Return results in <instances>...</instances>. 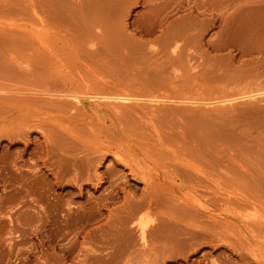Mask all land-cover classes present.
Listing matches in <instances>:
<instances>
[{
	"label": "rangeland",
	"instance_id": "374dc122",
	"mask_svg": "<svg viewBox=\"0 0 264 264\" xmlns=\"http://www.w3.org/2000/svg\"><path fill=\"white\" fill-rule=\"evenodd\" d=\"M4 1L0 0V3L3 4ZM8 1L4 2L8 4V10L12 9L14 4L15 7L19 5L22 7L21 3L26 8L21 9V13L16 10L18 14L13 18L9 15L10 13L4 12L7 7L4 5L2 7L0 4V10L3 9L1 13L6 14V18L2 16L6 20L0 17V207H3V212L0 211V264H125L126 262V264H264V242L262 245H256L261 237L264 240V99L260 97L262 100L258 98L248 102L241 99L242 101L235 104H221L227 97L236 99V97L240 98V94L251 90L264 91L263 61L257 64L258 68L253 75L249 74L250 71L243 70L246 73L238 71L240 73L238 74L233 70L241 64L239 62L237 64L233 59V56L241 59V54L235 47L255 42V39L261 44L260 39H264V36L258 39L259 35H264V25L261 26L263 21L258 23L264 16V7H262L263 10L260 9L264 6V0H217L221 1L219 3L216 0H213L216 2L212 0H113V2L105 0L104 3L102 0H33L36 6L38 4L40 7H47L43 5L45 3H50L49 8L52 4H57L60 9L67 6L68 9L66 8L65 11L62 8V12L57 10L59 7L53 5L54 9L57 8L56 12L61 11V16H67L65 21L68 19L65 23V16H62L64 18H59L57 23L54 20V24L59 26L58 22L63 20L65 24H61L59 28L61 30L62 27L65 29L64 26L69 28L60 31V29L56 30L57 27L52 24L54 28L47 27L49 32L47 28H45L46 32L43 28L51 24L50 18L55 11L50 9L52 13H49L51 16L48 19L46 12L48 13L49 10L47 11L44 7L42 8L46 11L39 9L40 7L35 9V3L32 0H15L16 2L13 0L12 8H9L11 0ZM18 1L20 4L16 5ZM106 2L113 5L112 11L109 10L110 8L106 9L110 7L106 5ZM76 5L79 14L74 9ZM82 5L87 6L89 11H85V6L82 7ZM98 7L102 8V12H97L101 11ZM91 8L98 9L97 11L95 9V13L98 14L92 12ZM15 9L11 11L14 12ZM25 9L27 10L24 11ZM249 10H252L251 14ZM37 12L39 16L44 17V20L48 19L49 23L44 22L41 17L39 20ZM81 12L85 14L92 12V14L85 15L86 18L81 16L83 21L71 20L76 14L79 18V15H82ZM105 12L108 13L105 15ZM252 12L258 17L263 16L258 19ZM56 15L53 17L57 20ZM96 15L101 17V21L92 26L87 24L92 20L86 21L88 16L92 18ZM101 15H105V18ZM98 16L95 18L97 19ZM242 16H245L246 20L242 19ZM247 16L251 19L257 18L258 25L255 20L252 19V22ZM95 18H93L94 21H98ZM19 19H24L22 20L24 25L18 24L21 22ZM239 19H242L241 23ZM15 21L16 23H13ZM230 21L232 26L229 24ZM247 21H249L248 25L245 24ZM11 22L13 24L8 27L7 24ZM252 23H255L257 30L260 26L259 31L263 30L259 35V31H255V38H253L255 27ZM211 24L212 26H209ZM249 24L253 27L252 29L247 27ZM20 26L23 29L18 28ZM227 26H231L228 32ZM224 27L225 30H223ZM247 29L253 32L251 37H247L250 35ZM239 32L248 34L245 36ZM227 33L232 38L236 36L235 34H239L232 40L235 44H233L234 48H229L230 50H216L206 43L208 40L217 42L215 37L218 34L222 37L224 34L225 38ZM241 34L245 38H250L249 40L244 38V42L247 43H243ZM201 35L205 36V41L197 42L196 38H200L198 36ZM236 38L239 44H236ZM238 40H241L242 44ZM222 44L225 45L226 42ZM176 46H178V52L173 53ZM232 48L235 51H231ZM191 63L194 64L191 65ZM194 67L196 70L193 69ZM230 70L232 71L229 72ZM155 71L158 72L156 75ZM103 82L118 85L128 83L129 89L133 90L138 87L140 90L143 88L150 90L148 85L157 83V87L172 90L170 93L180 98L203 101L197 102L192 108L180 106L172 109L180 115L175 116V126L173 113L168 110L159 113L155 121L160 129L168 133L165 146L154 142L148 123L146 124L141 117L142 114L146 117L151 116L148 106L134 110L121 105H109L107 107H116L117 115L111 113L108 116L103 115L102 118L98 117L95 121L103 119L105 123H97L93 126L82 123L81 119L74 117L72 110L69 115L62 114L60 119L62 123L54 124L52 120L57 117L53 110L54 104L44 100V97H48L44 95L48 88L44 87L45 92L42 86L56 85L60 89L65 87L85 89L91 86L96 89ZM35 93L37 96L41 93L43 96L40 94V97L43 99L33 97ZM145 101L149 102L148 99ZM207 103L209 105L204 106ZM182 105L191 104L186 102ZM89 108L93 111L92 107ZM200 112L202 114H199ZM25 117L31 121V125L38 123L44 126L46 134L49 135L54 133L52 126L54 129L55 126L56 129L60 128L65 134L64 136L62 133L66 141V138L70 137L67 141L68 145L70 146V142H75L76 148L80 147L79 151L78 148L76 151L80 153L83 134L89 140L109 136L110 141L119 148L125 147L123 142L126 137L134 141L138 147L150 149L163 163L169 162L170 150L176 149L174 144L177 142H180L177 144L178 147L184 146L187 150L195 148L201 151L203 156L210 158L209 160L221 162L206 167L208 174L214 176L213 178L211 175L208 177L200 174L187 183L199 190L197 192L199 203L213 206L219 218H226L228 223L223 228L225 232L223 235L228 240L227 243L213 241L193 248L191 245L182 243L163 245L162 242L157 244L151 242V246L144 249L136 241L134 244L137 251L131 259L128 258L131 262L127 259L126 262L124 259L110 261L106 253L112 250L99 244L98 236L101 231H108L109 224L112 223V219H115L117 210L124 203V195L120 193L114 202L109 204L111 213L102 206L104 198L117 190L115 184L105 180L98 186L97 177L91 181H83L80 178L79 184L81 185V182L83 184L80 191L79 187L73 183V171L66 175L63 185H53L55 180L49 171L44 170L37 180L41 181L43 178L49 180L46 188H41L38 193L32 192L33 200L29 197L31 189L28 186L22 189L21 194L25 196L24 199L17 196L22 187L17 182V177L15 178L11 172L13 171L14 174L17 170L11 167L13 169L11 171L3 169L4 163L1 157L2 155L5 157L9 151L13 152L20 146V144H15L16 146L10 144L13 142L6 133L15 139L14 134L21 130L18 126ZM171 126L174 127L173 131H169ZM118 129L123 132V137L117 135ZM90 132L94 135H90ZM32 134V137L39 142L44 141L39 133ZM78 142L79 146H77ZM39 145L37 149L36 145L31 146L28 154L20 159L21 164L22 159L25 163L31 164V157L35 154L30 155L34 149L38 153L41 149ZM35 150L33 153H36ZM28 160L29 162H26ZM219 164L225 170H222ZM95 166L100 176H103L109 168L123 170L127 175L129 188L139 194L142 192L143 184L136 181L128 173V169L113 164L112 157L103 161L102 165ZM161 172L164 174V170L161 169ZM166 175L165 179L168 177ZM12 176L16 180H12ZM120 184L122 185V182ZM216 190L219 192L216 193ZM188 191L186 190L185 193ZM223 204H225L224 207H221ZM178 207V204H173V210L169 214L173 215ZM192 207L194 206L190 208ZM190 208L186 207V209ZM85 212H91L92 215L89 219L81 220V213ZM236 217L248 223L252 221L254 223L252 226L250 223L243 225L236 221ZM214 221L212 220L211 227L219 226ZM247 236H250L253 241L247 242ZM84 242H88V245H83ZM83 248L87 251L82 252ZM92 248L100 251L104 259L95 258V253L89 251ZM238 248L239 251L236 250ZM160 251L164 253V256L156 257V252ZM144 252H148L151 257L146 258ZM255 252L259 254L257 258L252 256Z\"/></svg>",
	"mask_w": 264,
	"mask_h": 264
},
{
	"label": "bare ground",
	"instance_id": "6f19581e",
	"mask_svg": "<svg viewBox=\"0 0 264 264\" xmlns=\"http://www.w3.org/2000/svg\"><path fill=\"white\" fill-rule=\"evenodd\" d=\"M7 1L8 0H6L4 2H7ZM87 1H86V3H87ZM92 1H94V0H92ZM102 1H103V3L105 2V0H102ZM169 1H171V0H169ZM216 1H213V2H216ZM4 2H3V4L0 3L2 5V7H3V5L7 7V8L5 7L6 10L4 12L10 13L9 15L10 16L12 15L13 18H15L16 15L18 14V13L16 14V12H18V10L21 13V11H22L21 9L26 8V6L23 5L22 3H21L22 7H19L20 6L19 1L16 3V5L18 4L19 6L15 7L14 6L15 4H14V5H12L13 6V8H12L11 4H13L12 3L13 0H11L9 8H12V9L16 8L14 10V12H12L13 11L12 9H9L10 11L8 10L9 1L7 2L8 4L7 3L5 4ZM95 2L97 3L98 1H95ZM110 2H108L109 4H107V2H106V5L110 6L108 8H106L107 7L106 6L105 7L106 9H109V8H110L109 10L112 9L111 6L113 7V5H111ZM112 2H113V0H112ZM116 2H114V3H116ZM219 2H221V1H219ZM219 2L217 1V3H219ZM34 3H35L34 8L36 9V7H37V9H38V7H40V5L37 4V6H36V2H34ZM222 3H223V5L225 4L224 2H222ZM48 4H50V3L43 4L45 6L47 5L48 9H47V7H44V6H41L39 9H42L43 11H46V10L51 11L52 10V11L56 12L55 9H57L59 7V6H57V4H55V5L52 4L51 8H49L50 5H48ZM92 4H93V2H92ZM214 4H216V3H214ZM41 5H42V3H41ZM53 5L57 6V8L55 7V9H54ZM211 5H213V3ZM60 6H63V5H60ZM84 6L85 5H82V7H84ZM89 6H91V5H89ZM42 7L46 8V10H44ZM52 7L54 10L52 9ZM77 7L78 6L76 5V8L74 7V9H76V12H78L77 14H79V10L77 9ZM262 7H264V6H261L260 9H262ZM62 8L65 11L68 9L67 6L66 7L63 6ZM62 8L60 9V7H59L57 10H61L63 12ZM98 8L100 9L101 7H98ZM27 9H25L24 11H26ZM84 9H85V11H89V9H87V6H85ZM91 9H92V12L95 13L96 8L95 9L91 8ZM93 9H94V11H93ZM106 9L104 11H106ZM239 9H241V7ZM97 10L98 9H96V11ZM222 10H223V8H222ZM252 10H254V9H252ZM49 11H48V13L46 12V14H48L47 15L48 19L50 18L49 16H51V15H49V13L50 14L52 13V11L51 12H49ZM251 11L249 12L250 14H251ZM1 12L3 13V9H2V11L0 10V13ZM55 12L52 13V15L54 17L56 15ZM60 12L59 11L56 12V13H58L57 14L58 16L56 15V17H58L57 20H56V18L51 16L53 18V20H52V18H50L51 24H49V25L47 24V26H45V27L43 26L44 31H45V28H47V27L49 28V26L54 24L55 21L57 23L59 18H61L62 16H65V15L61 16ZM92 12H89V13L92 14ZM97 12H102V8H101V11H97ZM2 13L0 14V17L3 18L2 16H4V18H6V14L4 13V15H3ZM89 13L85 14V13L81 12L82 15H79L80 16L79 18L77 17L78 16L77 14L73 15V17L75 16L76 18L75 17L71 18V20L80 19L83 21V18H81V16H85ZM107 13L105 12V15ZM252 13H254V12H252ZM37 14H38L37 17L39 20L41 17V19L43 18L44 22L46 21V20H44L43 16H39L38 12L36 13V15ZM91 14H89V15H91ZM99 14H101V13H99ZM105 15H101V16H103V18H105ZM255 15L258 19L263 16V15L262 16L259 15L260 17H258V15L254 13V16ZM96 16H98V15H96ZM108 16L109 15H107V17ZM254 16L252 15V17H254ZM86 17L87 16H85V18ZM89 17L90 16H88L86 21L92 19L91 20L92 22L91 21L87 22V24L88 23H89V25L91 24L90 26H92V24H95L96 22L99 23V21H101L100 20L101 17H99V16L97 19L93 16H92V18L91 17L89 18ZM244 17L242 16L241 18L243 19ZM247 17H249V16H247ZM7 18H9V17L7 16ZM62 18H64V17H62ZM66 18H67V16H65V18H64L65 23L68 21V19H67V21H65ZM93 18H95V20H98V21H94ZM238 18H240V17H238ZM257 18L256 19L252 18L253 20L256 21L255 22L256 24H257ZM262 18L264 19V16ZM48 19H47V21L49 23ZM69 19H70V17H69ZM244 19L246 20V18H244ZM249 19H251V18L249 17ZM252 19L250 21L253 22ZM263 19H259V21H258V23L261 20L263 21V22L261 21L263 23V24L261 23L262 24L261 26L264 25ZM4 20H6V19H4ZM8 20H10V19H8ZM19 20L21 22L18 23V21H17V23L19 25H21L20 23H22V20H24V19H22V20L19 19ZM241 20L239 19L240 23H241ZM247 20H248V18H247ZM234 21H236V19ZM64 22H63V20H61V22L59 21L58 23H60V25L61 24L64 25L65 24ZM84 22H85V19H84ZM242 22H244V21H242ZM248 22L249 21L245 22V24L248 25L247 24ZM7 23H9V22H7ZM13 23H16V21ZM13 23L11 22L10 24H7L8 27L10 25H12ZM227 23H228V21H227ZM227 23H226V25H227ZM231 23L232 22L230 21L229 24L231 25ZM237 23H236V26L238 25ZM255 23H252L253 24L252 26L255 27V30H253L254 31L253 38H255L254 37V35L256 33L255 31H259L261 29V26H260L259 30H257L258 29V28H256L257 26L254 25ZM22 24L24 25V23H22ZM60 25L59 26H58V24L55 25V27H57L56 30L60 29V31H62V30L69 28V26H67V27L64 26L65 29H63V27H62V30H61V28H59ZM233 25H235V24L233 23ZM242 25H241V27H243ZM246 25H244V26H246ZM209 26H212V24ZM231 26H229V27H231ZM25 27H26V25H25ZM52 27L54 28V26H51L50 29H52ZM229 27L227 26L228 29L226 28L227 32H228V30H230ZM233 27H232V29H233ZM247 27L250 28L251 27L250 24ZM18 28H21V26ZM48 28L46 29L47 32L50 31V30L48 31ZM246 28H244L245 31H246ZM252 28L253 27H251V29ZM21 29H23V28H21ZM238 29H236V30H238ZM223 30H225V27ZM239 30L241 31V29H239ZM263 30L259 31L258 35L260 32L262 33ZM245 31H243V32H245ZM223 32L224 31H222V33ZM231 32H233V31L231 30ZM234 32H236V31L234 30ZM243 32H239V34L240 33L243 34ZM247 32L250 34L247 37H251V35H252L251 33H253V32H250V30H248V29H247ZM248 33L243 34V35L246 36ZM227 34L229 35V33H227ZM227 34H226L225 38H224V34H223V37H222V35L220 36L218 34L219 36L217 35L215 37L216 38L215 41H217V42H214L215 44L213 42H211L213 40H208V42L206 41V43L212 45L213 49H216V50L217 49H219V50L229 49L230 47L234 48L233 44H235V43H232V40L236 36H239V34L238 33H237L238 35L235 34L236 36H233L234 38H232L231 35L228 36ZM242 34H241V36H242L241 39L243 38V43L245 44V42H246V41L244 42L245 36H243ZM263 36H264L263 34H262V36L259 35L258 39H260V37H263ZM198 37H200V38L195 37L197 39V42L205 41V39H204L205 36L203 37L201 35ZM246 38H245V40H246ZM253 38L250 40V42L253 40ZM238 39H240V37ZM262 39L263 38L260 39L261 44H259V42H258L259 40L256 41V39H255L254 40L255 42L249 43V44L244 45V46L238 45L237 47H235L236 49H238L239 53L241 54L240 60L237 59V57L233 56V59L235 62H237V64H238V62H239V64L241 63L240 66L234 67L235 69L233 68V70L235 72L241 71L240 73H242V71L245 70V71H250V73L249 72H247V73L253 75L255 73L256 69L258 68L257 64L260 63L261 61L264 62V39L263 40ZM235 41L237 44L238 43L237 38ZM224 42H226L225 45L222 44ZM239 42H240V44H242L241 40ZM233 48L231 49V51H235V50H233ZM177 50H178V46H176L173 49V53L178 52ZM233 54H235V53H233ZM180 59H181V57H180ZM193 64L191 63V65H193ZM189 66H190V64H189ZM246 68H248V70ZM193 69L196 70V67H194ZM216 71H217V69H216ZM231 71L232 70H230L229 72H231ZM245 71H243V72L246 73ZM151 73H153V72H151ZM154 73L156 75L158 72L155 71ZM240 73L238 72V74H240ZM148 86L151 88L150 90H145L144 88L142 90H140L139 87L133 90V89H129L130 86L128 83H125V85L124 84L118 85L115 83L103 82V84L100 85L99 87H97L96 89H93L91 86L86 87L85 89H83V88H81V89H68L67 87H65V89H60V87H58L56 85H52L50 87L49 86H42V88H43V91H45V92H46V89L48 88L47 92L44 94V95H47L48 97L47 98L44 97V100H46L48 102H52L54 104L53 110L57 116L55 119L52 120V121H54V124H59L60 119L62 118V114L69 115L72 110H73L72 115L74 117H76L77 119H81L82 123H86L89 126H93L94 124H97V123H105L103 121V119H101V121H95V120H97L98 117L102 118L103 115L108 116V115H111V113H114V115H117L116 107H111V108L107 107L109 105H121V106L126 107V108H133L134 110L135 109L140 110L143 107L148 106L150 109L149 111H151V116L146 117V116H142L143 115L142 114L141 117L146 122V124L148 123L147 124L149 127L148 129H150V133L153 137L154 142L156 144H160V145L165 146L164 144H166V137H167L166 134H168V133H166L165 130L160 129L157 126V122L155 121V118L158 117L159 113L164 112L163 110H168L170 113H173V120H174L173 125L175 126V116L177 114L172 109L179 108L180 106L192 108V107H195L193 105H195L197 102L203 101V100H197V99H193V98H180V97L176 96L175 94H171L170 92L172 90H168V89H165L162 87H157L158 86L157 83H152L151 85H148ZM31 89H34V88H31ZM31 89H29V90H31ZM35 91H37V89ZM38 91H40L39 88H38ZM42 93H44V92H42ZM35 94L36 95L33 97L37 96V93H35ZM40 94L37 96V98L43 99V97H40ZM32 95H34V94H32ZM41 96H43V95L41 94ZM260 97L264 99V91H262L260 89H256V90H251L249 92H245L242 95L240 94V98L236 97V99H234L232 97V99H231V98L227 97V99L225 98V100H223V98H222V100H223L222 103L220 101H219V103H221L223 105H229V104H235L236 102L238 103V101H242V100L243 101L247 100L246 102H248L249 100L250 101L256 100V99L258 100V98L261 99ZM145 99H148V101L150 103L145 101ZM219 100H221V99H219ZM186 102H189L191 105H189V106L182 105V104H185ZM208 105L209 104L207 103L204 106H208ZM89 107H92L93 111ZM251 109L253 110V108H251ZM90 110L92 112H90ZM247 110H249V108ZM74 111H75V113H74ZM250 111H248V112H250ZM256 111H257V109H256ZM248 112H246V113L249 114ZM137 113H140V112H137ZM254 113H256V112H254ZM199 114H202V113L200 112ZM251 114H253V113H251ZM177 116H180V115H177ZM197 116H199V115H197ZM66 118H68V117H66ZM60 123H62V122H60ZM18 127H21V130H19L17 133L14 134L15 139L10 137L7 133H6V135L9 137V139H11L10 141L13 142L10 144H12V145L13 144L14 145L20 144V146L21 145L22 146L21 147L19 146L18 149H15L13 152L9 151L8 154H5L6 155L5 157H3V155H2L1 158H3V163H4V165L2 167L3 169H5L7 171H11V170L16 168L15 171L16 170L18 171V172L17 171L14 172V174H13V171H11V172H12V175L15 176V178L17 177L16 178L17 182H19L20 187H22V188H20V191L17 195L21 199L25 198V196L21 194L23 191L22 189L24 187H27V186L30 187L31 191L29 193V197L31 198V200L34 199L32 196V192L38 193L41 188H46V184H48L49 180H46L45 178L41 179L42 177L40 178L41 181L39 179H38L39 181L37 180V178H39L41 172L44 170L49 171V173L52 175L53 179L55 180L53 185H63L64 178L66 177V175L69 174L70 171H73L74 172L73 183L79 187L80 191H82V188H83L82 182H81V185L79 184L80 178H81V180L83 179V181H91L94 177H97L99 179V182L97 183L98 186H100L101 183L105 182V180H108L109 182L115 184V187L117 190H114L113 193L107 195L102 202V206H104L105 209H108L109 213L112 212L109 208V204H112L120 193H123V195H124V201L123 202L124 203L122 206H120L119 210H117V212L115 214V219H112V223L109 224L110 227H109L108 231H106V230L101 231V234H99V236H98L99 244H101L102 246H106L107 248H110L112 250V251H109L106 253L110 257V259H109L110 261H114L116 259L117 260L124 259L125 262L127 260L129 262H131L130 259L135 255V252L137 251L136 245L134 244L136 241H138L139 245L144 249L149 248L151 246V242H152V244L153 243L157 244V242L158 243L162 242L163 245L164 244L173 245L174 243H182L183 245H191L193 248L197 245L210 244L213 241H220L221 243H227L228 240L223 235V233H225L223 228H225L227 226V223H228L226 218H219L218 215L215 214V209L213 206L207 205L206 203H203V202L199 203V201L197 200L198 199L197 192L199 190L195 186H190L187 183V182H190L194 177L199 176L200 174L211 177L212 175L208 174V172H207L208 169H206V167H209V165H215V164L221 163V162L214 161L212 159L209 160L210 158L208 159L207 156H203V153L201 151L195 149V148H191V149L187 150L184 146L178 147L177 144H179L180 142H177V144H174L176 149L170 150V153H169L170 155L168 157L169 162L163 163V161L160 160L156 156V154H154L152 151H150V149H146L145 147L144 148L138 147L134 141L129 140L126 137H124L125 142H123L125 147L119 148L118 146H116L114 143H112L110 141L109 136L103 137V139L96 137L95 140H89L87 138V136H85L83 134L81 135V153H80V152L76 151L77 148L79 151L80 147L76 148L75 142L74 143L72 142L74 144L73 146L71 145L72 143L70 142V146H69L68 145L69 143H67V141H69L70 137H68L69 139L66 138L67 139V141H66L62 135L63 132H61L60 128L56 129L57 128L56 126H55V129H54V126H52L54 133L52 132V134L49 135V134H46L47 132H46V129L44 126H42L41 124H38V123H34L33 125H31V121L27 120V117H25L23 120H21V125H19ZM173 130H174V127L171 126L169 128V131H173ZM35 132L39 133L41 135L40 137H43V139H44L43 142H39V140H36L35 138L32 137V135H33L32 133H35ZM118 134L121 137L124 136L123 132L119 131V129H118L117 135ZM90 135H94V134L92 132H90ZM64 136H65V134H64ZM71 140H73V139H71ZM79 144L80 143L78 142L77 146H79ZM32 145H36V149H37V146L39 145L41 147V149H39L40 152L38 151V153H37V151L35 149L34 150L36 151V153H33L34 150L32 153L29 152V154L31 153L30 156L35 154V156L33 155L31 157V160H30L31 164L28 163L29 164L28 165L27 163H25L24 159H22L24 163L22 162V164H21L20 159L24 158V156L26 154H28V151ZM40 147H38V148H40ZM7 152L8 151H6V153ZM80 155H81V157H80ZM110 157H112L113 164H118V165H121L123 169H128V173L134 179H136V181H138L139 183L141 182L143 184V187H142L143 189H142V192L140 194L137 191L129 188L127 175H126V173L123 172V170H117L115 168H109L103 176H100L98 174V171H97L95 165L96 164L102 165L103 161L107 160ZM204 157L207 158L208 160H206ZM200 159H202V161ZM17 160H19V162H17ZM26 162H29V160ZM3 163L1 162V164H3ZM218 166L222 170H225L220 164ZM10 167L13 169H11ZM171 167H173V169L170 170L169 168H171ZM243 167H245V165ZM161 169L164 170L165 175L166 174L168 175L167 179H165V177H164L165 175L161 172ZM8 173L10 174V172H8ZM8 173H6V174L8 175ZM5 177H7V176H5ZM213 177L214 176H212V178ZM31 178H34V179L31 180ZM16 179H14L12 176V180H16ZM47 179H49V178H47ZM179 181H181V182H179ZM121 182H122V185L120 184ZM186 190H189V191L185 193ZM218 192H219V190H216V193H218ZM220 192H221V194H224V193H222V191H220ZM34 202H36V200H34ZM173 204H178L179 207L177 210H175L173 212V215H171L169 213L173 210L172 209ZM224 205L225 204H223V206H221V207H224ZM68 206H70V204H68ZM191 206H194V207L190 208ZM186 207H188L190 209H186ZM0 211L3 212V207H0ZM91 215H92L91 212L81 213V220L89 219L91 217ZM239 218H240V215H239ZM12 219H13V217H12ZM212 220H215L214 222L219 226L211 227L212 226ZM236 221L239 222L240 224H243V225H247L250 223L251 226L254 223L253 221L248 223L247 221L238 219L237 217H236ZM257 222H259V221H257ZM182 224H185V225H182ZM248 227H250V226H248ZM248 230L251 231V229H248ZM259 238H260V236L258 237V239ZM200 240H202V242ZM199 241H200V243H199ZM250 241H253V239L250 236H247V242H250ZM263 242H264L263 237H261V239L259 241L257 240L256 245H262ZM87 243L88 242H84L83 245L87 246L88 245ZM242 245H243V243H242ZM256 248H258V247L256 246ZM236 250L239 251V248ZM86 251L87 250L85 248L82 249V252H86ZM89 251L95 253V258L104 259V257L102 256L103 254L100 251H98L94 248L90 249ZM144 256L146 258L151 257V255L148 252H144ZM155 256L156 257H163L164 253L162 251L156 252ZM252 256L254 258H257V256H259V254L257 252H255V254L252 253ZM128 258H130V259H128ZM159 264H162V263H159Z\"/></svg>",
	"mask_w": 264,
	"mask_h": 264
}]
</instances>
